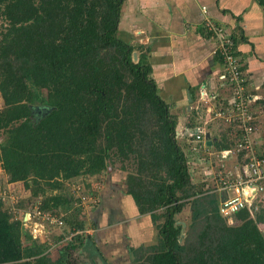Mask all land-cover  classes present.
<instances>
[{
	"label": "trees",
	"instance_id": "1",
	"mask_svg": "<svg viewBox=\"0 0 264 264\" xmlns=\"http://www.w3.org/2000/svg\"><path fill=\"white\" fill-rule=\"evenodd\" d=\"M123 6L0 0V164L10 183L32 189L39 212L65 226L55 248L35 239L15 217L21 201L7 205L0 182V264H83L86 238L68 237L86 230L82 195L96 193L90 184L78 193L69 180L103 174L112 158L127 172L124 193L157 229L156 242L130 247L131 264H264V201L224 217V196L205 172L210 164L217 174L243 167L241 156L225 163L215 156L234 148L240 132L230 139L223 132L201 151L195 137L180 136L152 65L135 60L140 47L120 34ZM198 112L190 130L204 123ZM188 205L190 221L180 223Z\"/></svg>",
	"mask_w": 264,
	"mask_h": 264
},
{
	"label": "crops",
	"instance_id": "2",
	"mask_svg": "<svg viewBox=\"0 0 264 264\" xmlns=\"http://www.w3.org/2000/svg\"><path fill=\"white\" fill-rule=\"evenodd\" d=\"M207 21L236 38L253 98L257 153L264 158V4L260 0H124L119 29L140 47L138 58L152 65V79L171 113L178 116L181 132L190 130L191 118L200 111L199 120L204 119L200 127L210 134L214 146L223 132L230 139L239 129L213 120L208 110L227 112L234 96L220 81L224 66L218 39L205 27ZM134 209L137 212L135 205Z\"/></svg>",
	"mask_w": 264,
	"mask_h": 264
},
{
	"label": "rangeland",
	"instance_id": "3",
	"mask_svg": "<svg viewBox=\"0 0 264 264\" xmlns=\"http://www.w3.org/2000/svg\"><path fill=\"white\" fill-rule=\"evenodd\" d=\"M124 39L129 38L124 37ZM3 104V99L0 96V110L3 108ZM2 139L0 135V143ZM125 165L129 164L126 162ZM122 166L123 163L120 160L112 158L108 162V169L103 174L94 177L80 176L69 180L70 185L79 184L81 186L80 189H84L85 184H90V190H94L96 193V195H82V199H86L81 204L83 209L82 219L88 231L84 238L90 237L93 239L102 256L109 264H131L130 247L138 248L144 244L151 245L157 239L156 225L153 223L151 216H141L138 211L135 212V203L132 197L125 196L127 172L122 170ZM211 167L206 173L209 176H214L216 168L213 165ZM0 182L7 205L21 201V208L17 210L15 217L23 218L24 227L36 237L35 239H42V242L55 248L58 245L56 244L57 231L61 235L64 234L65 226L60 228L50 227L41 218L35 217L33 213L39 211L37 206L39 205V199L32 197V189H27L23 182L10 183L1 164ZM79 192L81 193V191ZM51 194L52 192L48 190L46 196ZM29 213L31 216L28 215ZM177 220L180 223H189V205L185 207L181 214L177 215ZM90 254L94 253L88 251V253L83 255L79 250L80 262L90 264L84 258V256L88 258ZM95 260L97 261L96 264H101L98 256H95Z\"/></svg>",
	"mask_w": 264,
	"mask_h": 264
},
{
	"label": "built area",
	"instance_id": "4",
	"mask_svg": "<svg viewBox=\"0 0 264 264\" xmlns=\"http://www.w3.org/2000/svg\"><path fill=\"white\" fill-rule=\"evenodd\" d=\"M205 27L218 39V53L222 57L224 66L219 78L223 84L229 85L234 96V102L227 112L217 108L208 110L211 112L213 120L223 119L228 124L235 123L240 132V139L234 148L220 151L215 156L223 163L229 159L237 161L241 156L243 157V159L241 158L243 167L241 168V165L238 164L239 166H236L235 169L220 171L219 174L215 172L214 176H210L213 182L212 191L224 196L220 212L224 217L230 218L245 209L257 208L256 203L264 201V159L257 153L256 127L253 124L251 113L253 98L247 91L248 76L242 69L243 65L236 52V43L226 28L211 21H207ZM179 133L180 136L184 135L181 130ZM185 134L196 138L197 147L194 148L195 150L201 151L208 146L205 138L207 130L204 127H200L196 131L188 130ZM206 166L205 172L212 168V164ZM73 187L80 191L79 184H75ZM85 200V198L82 199V201ZM36 213H33L34 216L41 218L49 226L60 228L63 225L61 219L50 217L49 214H42L39 211ZM28 215L31 216L30 213ZM86 234H88L87 230H79L71 234L68 240L79 236L84 237Z\"/></svg>",
	"mask_w": 264,
	"mask_h": 264
},
{
	"label": "water",
	"instance_id": "5",
	"mask_svg": "<svg viewBox=\"0 0 264 264\" xmlns=\"http://www.w3.org/2000/svg\"><path fill=\"white\" fill-rule=\"evenodd\" d=\"M134 58L135 60L138 59V55L137 53L134 54ZM38 110H45V111H50L51 108L48 107H38ZM207 139H208V145H212V142L210 141V134H207ZM224 200V198L222 199V201ZM80 251L82 252L83 255H85L86 253H88V251L91 253L93 252L95 254V256H98L101 260V264H109L104 257L102 256V253L100 252L99 248L97 247V245L94 243L93 239L88 237L85 242L83 247L80 249ZM94 254H90L88 258H85V261H88L90 264H96V260H95V256Z\"/></svg>",
	"mask_w": 264,
	"mask_h": 264
},
{
	"label": "flooded vegetation",
	"instance_id": "6",
	"mask_svg": "<svg viewBox=\"0 0 264 264\" xmlns=\"http://www.w3.org/2000/svg\"><path fill=\"white\" fill-rule=\"evenodd\" d=\"M37 111H38L39 113H43V112H44V110H40V109H39V110L37 109Z\"/></svg>",
	"mask_w": 264,
	"mask_h": 264
}]
</instances>
